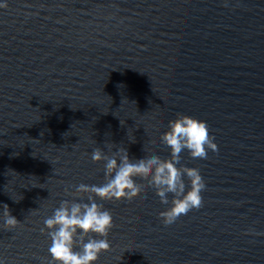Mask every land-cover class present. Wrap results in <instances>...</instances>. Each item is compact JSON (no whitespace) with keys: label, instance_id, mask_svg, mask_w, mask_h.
Returning a JSON list of instances; mask_svg holds the SVG:
<instances>
[{"label":"water","instance_id":"obj_1","mask_svg":"<svg viewBox=\"0 0 264 264\" xmlns=\"http://www.w3.org/2000/svg\"><path fill=\"white\" fill-rule=\"evenodd\" d=\"M4 3L0 264H49L44 220L89 202L69 194L79 184L105 182L93 150L168 159L160 137L178 114L205 121L219 149L180 154L205 181L203 206L165 225L173 194L161 203L139 178L131 201L94 197L114 225L94 264H264V0Z\"/></svg>","mask_w":264,"mask_h":264},{"label":"clouds","instance_id":"obj_2","mask_svg":"<svg viewBox=\"0 0 264 264\" xmlns=\"http://www.w3.org/2000/svg\"><path fill=\"white\" fill-rule=\"evenodd\" d=\"M7 7V4H0ZM122 123V122H121ZM169 130L160 137L161 143L170 148V158L161 159L153 154L138 160H130L128 152L121 147L111 154H106L99 147L91 153L95 162H104V180L102 185L76 186V191L69 193L75 197L84 194L88 203L62 201L53 215L44 220L51 243L48 248L49 264H94L102 251L110 249L107 239L113 228L111 211L96 203L100 200H133L144 191L145 184L137 183L136 178L146 181L148 187L156 190L161 203L168 204V194H173L171 207L159 213L163 224H173L180 216L187 215L193 209L203 206L202 191L206 184L199 169L180 164L181 152L187 150L193 159H207L208 150L218 152L214 137L210 136L208 125L203 120L178 114L177 119L168 122ZM114 144H108L109 150ZM119 161V163H118ZM190 182V189L185 191L184 176ZM67 192V189L65 190ZM3 227L11 230L18 220L11 215L8 205H3ZM42 232L45 229H41ZM254 232V229H250ZM95 234L100 239L93 238ZM87 238V242H85ZM80 250H75L76 248Z\"/></svg>","mask_w":264,"mask_h":264}]
</instances>
